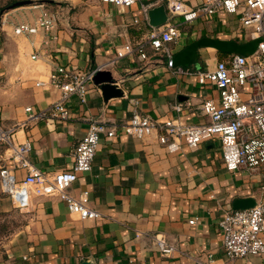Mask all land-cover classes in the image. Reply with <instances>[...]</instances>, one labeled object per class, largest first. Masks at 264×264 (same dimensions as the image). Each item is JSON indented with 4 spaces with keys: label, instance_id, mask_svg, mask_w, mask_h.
Instances as JSON below:
<instances>
[{
    "label": "crops",
    "instance_id": "0c3cea01",
    "mask_svg": "<svg viewBox=\"0 0 264 264\" xmlns=\"http://www.w3.org/2000/svg\"><path fill=\"white\" fill-rule=\"evenodd\" d=\"M30 1L0 14V124L4 127L23 120L26 106L38 111L59 96L53 86L37 84L45 82L56 66L87 71L113 59L124 44L145 42L150 25L141 5L158 0H136L126 8L101 0ZM183 1L191 6L201 2ZM43 9L56 16V39L45 43L43 33H13L14 25L33 22ZM222 14L200 16L191 23L177 18L181 36L172 47L171 59L189 73H175L165 57L149 64L134 54L124 55L106 70L118 82L121 95L105 98L100 85L91 81L84 103L70 98L66 120L32 121L17 129L19 141L31 142V163L49 174L67 169L89 120L123 123L131 116V99L139 113L154 119L206 121L200 103L217 98L218 92L208 82L198 85L196 72L214 68L233 53L249 54L257 45V39L247 37L238 15ZM145 50L152 54L149 46ZM34 53L37 59L31 58ZM176 103L182 104L178 111L173 107ZM5 158V145L0 143V166L7 163ZM16 175L22 178L25 171L17 170ZM261 184L258 173L225 168L217 139L196 146L182 144L169 153L156 132L142 138L101 135L91 169L78 174L70 191L86 192L90 205L105 218H81L56 196L36 197L33 211L20 212L0 190V264H82L85 260L195 264V258L206 255L224 264H264V252L229 260L218 225L235 199H261ZM193 218L194 223H189ZM155 235L163 236L173 251L160 252Z\"/></svg>",
    "mask_w": 264,
    "mask_h": 264
},
{
    "label": "built area",
    "instance_id": "2783aa9c",
    "mask_svg": "<svg viewBox=\"0 0 264 264\" xmlns=\"http://www.w3.org/2000/svg\"><path fill=\"white\" fill-rule=\"evenodd\" d=\"M117 8H126L136 0H101ZM141 5V12L148 22V10L159 2ZM167 21L157 27L150 26L145 42L135 45L124 44L115 50V57L81 71L68 65L56 66L48 75L47 83L59 91V96L44 109L35 111L25 107L26 116L14 126L0 124V143L5 145L6 164L0 166V190L5 193L15 209L20 212L34 210L33 199L36 197L56 196L66 203L71 213L81 218L102 219L105 215L92 207L87 193L74 195L71 185L79 173L91 169L92 162L101 135L112 139L119 133L135 138H142L156 132L158 141L169 153L178 151L182 144H197L217 139L221 158L228 171L246 169L261 175V189L264 193V0H201L191 6L183 0H165ZM230 13L239 16V20L251 28L250 38L258 39L255 50L249 55L233 53L225 60H219L214 68L196 72L198 85L210 83L218 92L217 98H205L200 103L206 121L184 123L176 118L165 120L142 115L133 104L131 116L123 123L107 120L90 119L84 135L72 150L71 165L56 173H46L34 166L29 158L31 142L19 141L15 136L17 129L25 128L32 121L55 119L66 120L69 117L67 103L75 96L80 103L87 99L89 83L94 75L110 69L117 58L124 55H136L141 61L153 63L165 57L167 66L177 74L189 73V70L174 66L171 55L172 47L181 36L177 18L186 23L195 21L200 16ZM137 22V20H135ZM2 23L0 19V24ZM56 16L41 10L33 21L19 22L13 26V33L35 35L43 33L48 40L56 39L54 33ZM146 46L152 54L146 52ZM39 55L34 53L32 59ZM118 82L115 81L114 84ZM190 103H186L188 106ZM175 110H180L181 103H176ZM24 170L25 175L18 178L17 170ZM195 218L189 223H194ZM223 239V250L229 260L257 256L264 252V194L255 200L253 206L242 209H228L218 222ZM154 241L162 253H170L174 247L161 235H155ZM195 264H224L210 255L195 258Z\"/></svg>",
    "mask_w": 264,
    "mask_h": 264
},
{
    "label": "water",
    "instance_id": "95a60500",
    "mask_svg": "<svg viewBox=\"0 0 264 264\" xmlns=\"http://www.w3.org/2000/svg\"><path fill=\"white\" fill-rule=\"evenodd\" d=\"M30 2H31L30 0L17 1L13 3L11 7L28 4ZM166 21H167V14H166V10L163 4L154 6L148 10V23L150 26L157 27V26L164 24ZM256 42H258V39ZM249 54H246V55H249ZM93 82L95 84L100 85L101 90L103 92V96L105 98H108L113 95L115 96L121 95V90L117 88V86L114 84V80L112 79V76L109 71L103 70V71L97 72L93 77ZM254 203L255 201L251 197L237 198L233 201V209L248 208V207L253 206ZM82 264H91V261L85 260L82 262Z\"/></svg>",
    "mask_w": 264,
    "mask_h": 264
},
{
    "label": "rangeland",
    "instance_id": "374dc122",
    "mask_svg": "<svg viewBox=\"0 0 264 264\" xmlns=\"http://www.w3.org/2000/svg\"><path fill=\"white\" fill-rule=\"evenodd\" d=\"M12 1H13V0H0V8H2L3 6H6V5H8V4H10ZM28 4H31V2L28 3ZM24 5H25V4H24ZM26 5H27V4H26ZM222 15H223V16H228L227 13L222 14ZM241 25H242V24H241ZM242 28H243V30H245L247 37L250 38V31H251V28L246 27V26H244V25H242Z\"/></svg>",
    "mask_w": 264,
    "mask_h": 264
},
{
    "label": "trees",
    "instance_id": "16d2710c",
    "mask_svg": "<svg viewBox=\"0 0 264 264\" xmlns=\"http://www.w3.org/2000/svg\"><path fill=\"white\" fill-rule=\"evenodd\" d=\"M15 2H17V0H13L10 4H8V5L3 6L2 8H0V14H1L4 10H6L8 7H11V5H12L13 3H15Z\"/></svg>",
    "mask_w": 264,
    "mask_h": 264
}]
</instances>
